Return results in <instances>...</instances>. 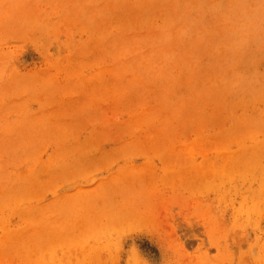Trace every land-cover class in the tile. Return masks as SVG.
<instances>
[{
    "label": "rangeland",
    "instance_id": "rangeland-1",
    "mask_svg": "<svg viewBox=\"0 0 264 264\" xmlns=\"http://www.w3.org/2000/svg\"><path fill=\"white\" fill-rule=\"evenodd\" d=\"M0 264H264V0H0Z\"/></svg>",
    "mask_w": 264,
    "mask_h": 264
}]
</instances>
